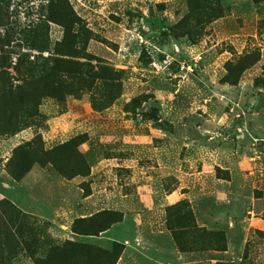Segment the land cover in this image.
<instances>
[{"label": "rangeland", "instance_id": "rangeland-1", "mask_svg": "<svg viewBox=\"0 0 264 264\" xmlns=\"http://www.w3.org/2000/svg\"><path fill=\"white\" fill-rule=\"evenodd\" d=\"M192 1L0 0V264H264V0Z\"/></svg>", "mask_w": 264, "mask_h": 264}, {"label": "trees", "instance_id": "trees-1", "mask_svg": "<svg viewBox=\"0 0 264 264\" xmlns=\"http://www.w3.org/2000/svg\"><path fill=\"white\" fill-rule=\"evenodd\" d=\"M190 3L193 5L199 4V7H198L199 10L202 9L203 11H206V12L209 11L207 16H205L206 24L211 22L212 20H215V19L223 16L222 10L220 8L209 7V6H208L209 8H207L206 4L202 5V3H205V0H201L200 2H199V0H195L194 2L192 1ZM201 19H202L201 16H199V15L195 16L196 22L201 23ZM184 21H186L185 24L188 23L187 19H185ZM185 35L192 37L194 34L191 31H187V32H185ZM200 35L201 34H197L196 36L198 37ZM256 51L257 50L255 48H253L252 50H248L247 53H245L246 55H244V57H242L241 60H238L237 64L239 65V70L242 71L243 69L247 68L249 65L253 64L254 62H256L258 60V58H256V56H257ZM251 54L255 56V57H253V59L251 57ZM56 61L57 60H54V62H56ZM243 61H247V66L242 65ZM21 73H22V71H21ZM228 73H229V71H228ZM48 78L52 79L53 77H48ZM54 79H57V77H55ZM38 98H40V97H38ZM32 104L33 105L36 104V101L35 102L29 101L28 97L25 96L22 92H20V109L30 107Z\"/></svg>", "mask_w": 264, "mask_h": 264}]
</instances>
